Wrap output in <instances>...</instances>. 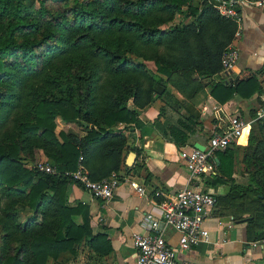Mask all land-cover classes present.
Returning a JSON list of instances; mask_svg holds the SVG:
<instances>
[{"label": "trees", "instance_id": "trees-1", "mask_svg": "<svg viewBox=\"0 0 264 264\" xmlns=\"http://www.w3.org/2000/svg\"><path fill=\"white\" fill-rule=\"evenodd\" d=\"M177 14L185 20L174 23ZM234 30L209 0H0V264H67L82 243L108 252L104 237L90 233L86 207L67 202V184H80L64 172L81 164L92 181L127 175L126 138L113 125L139 126L138 111L155 98L166 100L158 114L164 122L155 125L183 144L198 113L166 83L185 96L209 85L219 104L261 93L253 75L209 80ZM181 106L184 115L176 112ZM57 119L84 134L56 130ZM238 151L245 185L231 177ZM38 152L56 173L27 167ZM214 158L216 174L203 182L226 183L227 211L245 222L249 239L264 238V116L252 122L243 146ZM18 208L30 211L22 222Z\"/></svg>", "mask_w": 264, "mask_h": 264}, {"label": "crops", "instance_id": "crops-1", "mask_svg": "<svg viewBox=\"0 0 264 264\" xmlns=\"http://www.w3.org/2000/svg\"><path fill=\"white\" fill-rule=\"evenodd\" d=\"M239 12L241 30L235 43L237 59L228 72V78L240 79L253 75L261 83L263 91L254 92L248 98L233 94L224 103L219 104L210 96L209 85H201L191 95L185 96L166 83L167 91L177 101H181L188 112L198 113V124L193 132L187 135L186 141L179 145L174 144L167 135H163L155 125V121L160 124L164 122L165 117L158 114L159 109L166 104L165 99L155 98L138 111L139 126L132 123H115L113 128L123 129L126 138L123 163L129 152L134 154L129 166L124 163V166L128 167L127 176L143 186L144 195H137L126 182H120L112 195L102 200L93 198L81 185L67 184V202L71 206L80 203L86 207L91 235H102L109 246L107 253H99L82 243L76 258L67 264H135V249L131 244L130 235L132 232L145 231L141 225L142 216H157L159 203L186 185L184 158L190 149L205 145L208 136L213 131L222 130L227 117L231 115H238L247 121L245 133L242 134L244 138L240 137L241 140H238V145L243 146L255 112L264 101V0L259 4L247 3ZM223 77L224 74L220 70L209 80L217 82ZM252 111L254 115L251 117ZM176 112L179 115L185 114L182 106L177 108ZM173 113L175 114H171ZM58 125L64 131L72 130L78 135L84 134L81 129H76L77 125L74 123L58 121ZM236 157V171L231 177L235 183L245 185V179L238 172L241 151L237 152ZM37 161L48 163L40 152ZM213 162L215 163L214 158ZM214 163L213 172L204 175L207 181L216 174ZM203 181L202 186L217 197V202L209 209L203 222L208 238L180 251L177 250L176 232L167 230L164 233L165 242L175 249L176 259L185 264H264V241L255 246L251 245L252 242L264 238L249 239L245 222L234 220L221 202V198L228 192L227 184L207 185ZM103 247L104 245L101 248Z\"/></svg>", "mask_w": 264, "mask_h": 264}, {"label": "built area", "instance_id": "built-area-1", "mask_svg": "<svg viewBox=\"0 0 264 264\" xmlns=\"http://www.w3.org/2000/svg\"><path fill=\"white\" fill-rule=\"evenodd\" d=\"M260 1L209 0L212 8L219 15L235 24L232 40L220 56L221 72L226 78L237 59L235 43L241 30L239 9L247 3L259 4ZM262 116H264V106L259 107L255 112L253 120ZM246 125L247 121L242 117L228 116L225 127L220 131H213L202 149L192 148L185 155L186 185L159 203L157 216H142L141 225L145 231L132 232L130 235L131 244L135 249V264H185L176 259L175 249L166 244L164 233L167 230L176 232L177 250L180 251L207 240L208 233L203 227V222L215 203V195L202 186L204 175L213 172L214 153L238 144ZM32 167L45 173H56L54 167L46 162H34ZM64 175L78 182L93 198L108 199L120 182H126L137 195H144L143 186L121 172H111L100 180L92 181L87 177L85 168L78 164L74 171L64 172ZM263 241V239L255 241L251 245L255 246Z\"/></svg>", "mask_w": 264, "mask_h": 264}, {"label": "rangeland", "instance_id": "rangeland-1", "mask_svg": "<svg viewBox=\"0 0 264 264\" xmlns=\"http://www.w3.org/2000/svg\"><path fill=\"white\" fill-rule=\"evenodd\" d=\"M183 20H185V18L183 17V14H177L176 16H175V18H174V20H173V22L174 23H176V22H178V21H183ZM145 65H146V67H147V69H149V70H151V71H153V64L151 63V61H146L145 62ZM58 121H59V123L61 122L60 120H56V130H58V129H61V127L58 125ZM76 128V127H75ZM78 131H80V128L77 126V128H76ZM248 133V132H247ZM243 138H244V136H243ZM38 157V156H37ZM35 163L37 162V160L36 161H34ZM34 163H32L31 165L30 164H27V167H30V166H32ZM29 213H30V211H27V210H25L24 208H18V219H19V221H23L28 215H29Z\"/></svg>", "mask_w": 264, "mask_h": 264}, {"label": "water", "instance_id": "water-1", "mask_svg": "<svg viewBox=\"0 0 264 264\" xmlns=\"http://www.w3.org/2000/svg\"><path fill=\"white\" fill-rule=\"evenodd\" d=\"M83 125H84V126H87L86 123H83ZM195 148H197V149H202L203 146H202V145H197ZM133 157H134L133 152H129V153L127 154V156H126V158H125V161H124L125 166H129V165L131 164ZM214 160L216 161L215 158H214Z\"/></svg>", "mask_w": 264, "mask_h": 264}, {"label": "bare ground", "instance_id": "bare-ground-1", "mask_svg": "<svg viewBox=\"0 0 264 264\" xmlns=\"http://www.w3.org/2000/svg\"><path fill=\"white\" fill-rule=\"evenodd\" d=\"M243 132H244V130H243Z\"/></svg>", "mask_w": 264, "mask_h": 264}]
</instances>
